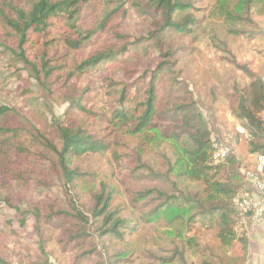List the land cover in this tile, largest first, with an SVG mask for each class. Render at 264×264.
Wrapping results in <instances>:
<instances>
[{"label": "trees", "instance_id": "16d2710c", "mask_svg": "<svg viewBox=\"0 0 264 264\" xmlns=\"http://www.w3.org/2000/svg\"><path fill=\"white\" fill-rule=\"evenodd\" d=\"M202 2L0 0V20L10 35L16 37V56L45 90L49 78L57 70L52 64L53 59L47 55V49L55 41L78 52L92 40L98 41L101 35L110 34L114 39V44L104 45L80 59L75 65L78 74L108 70L119 57L126 55L131 42L125 41L127 37L120 33V20L127 14L126 5L139 18L147 20L148 30L142 39L152 42L158 51L154 69L143 70L133 83L117 82L112 76L101 80L103 94L108 98V124L122 134L146 137L150 133L154 141L159 140L164 144V148L157 152L158 168L144 162L139 156L133 162L119 153L115 140L108 141L92 134L91 119L95 114L86 109L82 103L83 96L74 98L70 95L66 98L71 109H76L81 118H74L72 112L66 113L63 120L53 124L60 141L59 147L40 134L34 136L46 150L55 155L56 168L60 171L63 193L68 204V210L56 204L32 207L41 254H45L47 241L44 225L47 224L59 232L58 242L63 247L77 249L72 264H97V259L103 260L99 264L124 262H120L121 252L113 251L111 246L115 244L108 240L123 242L126 235L134 233L137 227L122 217L118 208L113 207L115 190L109 184L100 182L97 189L88 191V199H84L81 184L90 177L71 164L74 158L87 153H108L115 166V178L128 194V203L132 210L140 214L141 220L151 223L164 217L168 219L167 222L182 224V229L176 232V237L182 243L173 244L165 256L147 252V260L156 264L247 263L248 233L242 227L239 230L237 225L243 218L247 222L250 218L232 202L245 190L241 174L244 167L233 154L232 146L225 160L217 165L212 163L213 142L208 122L179 67L180 53L186 48L165 40L168 32L183 36L194 34L202 10L198 5ZM92 4L99 5L103 15L95 28L85 29L82 23ZM222 14L227 23L235 25L228 30L230 35L246 37L248 40L261 35L254 16L264 14V0H235L230 8L224 6ZM57 22L64 24L70 34L48 39ZM217 43L218 48L227 52L226 43L218 39ZM40 44L43 47L40 57L37 61L30 60L28 51L32 46ZM230 61L249 78L243 87H234L238 103L233 116L250 136L249 154L264 155V86L260 78L245 66ZM132 77L125 75L123 78ZM84 92L87 93L86 90ZM5 111V108H0V115ZM20 138L13 131L0 126V159L13 162L15 158L18 163L21 159L33 163L30 146ZM9 169L8 164H0L4 174H15ZM29 170L32 176V168ZM41 178L47 182L53 179L44 173ZM126 178L140 181L144 187L131 192L126 187ZM30 179L33 180V177ZM196 223L214 229L218 242L216 248L209 245L202 247L194 236H183ZM218 249L224 255H217ZM189 251L199 256L197 263L188 261ZM0 264L9 263L0 257Z\"/></svg>", "mask_w": 264, "mask_h": 264}, {"label": "rangeland", "instance_id": "374dc122", "mask_svg": "<svg viewBox=\"0 0 264 264\" xmlns=\"http://www.w3.org/2000/svg\"><path fill=\"white\" fill-rule=\"evenodd\" d=\"M233 1L235 0H203L198 5L202 10L198 15L200 21L194 34L183 36L168 32L165 40L186 48L179 57L182 77L189 82L195 93L208 122L211 140L226 132L232 135L233 154L244 167L241 169L243 175L245 169L252 167L254 154L248 152L250 136L237 132L241 124L233 116L238 103L234 87H243L249 78L237 70L230 60L239 66H245L258 78L264 74V14L254 16L260 36L253 40L232 36L228 30L235 25L225 21L222 11L224 6L230 8ZM126 9L125 18L120 20V33L127 37L125 41L131 42L126 55L119 57L108 70L78 74L75 65L80 59L104 45L114 44V39L110 34L101 35L98 41L92 40L78 52L71 51L62 42L55 41L50 44L49 50L47 49V55L53 59L52 64L57 70L49 78V84L45 87L47 90L36 82L29 68L16 56V37L10 35L0 20V108L6 109L0 115V126L13 131L21 140H26L33 152L32 164L22 159L20 163L15 158L13 162L0 159L1 165L8 164L9 170L15 173L4 174V171L0 170V257L9 264H72L77 252V249L71 246L63 247L58 242L59 232L45 224L44 237L47 244L45 254H41L38 250L36 222L31 211L35 205L45 207L52 204L68 210L60 171L56 168V157L34 139V136L40 134L59 147L60 141L54 122L63 120L66 113L71 112L74 118H81L78 111L72 110L66 100L70 95L74 98L83 96L82 103L95 114L91 119L92 134L108 141L115 140L119 153L133 162L135 157L139 156L154 168L159 167L157 152L164 148L163 143L154 141L150 133L146 137L122 134L108 124V98L103 94L101 80L112 76L117 82L131 84L140 77L143 70H153L158 61V51L154 44L142 39L148 30L147 20L135 15L129 5H126ZM102 15L99 5L92 4L88 8L86 20L82 23L83 27L95 28ZM69 34L70 31L64 24L57 22L48 39ZM217 39L226 43L227 52L218 48ZM42 48L41 44L32 46L28 51L29 59L37 61ZM125 75L133 77L123 78ZM71 164L90 177L81 184L84 199H88V191L97 189L100 182L109 184L115 190L113 207L118 208L120 215L137 227L134 233L126 235L123 242L108 240L109 243L115 244L111 246L112 250L122 254L119 256L120 262H124L118 264H156L146 259L147 252L165 256L173 244L182 243L181 239L176 237V232L182 229V224L176 221L167 222L168 219L164 217L145 223L140 214L132 210L128 203V194L115 178V166L110 154L87 153L74 158ZM29 168L33 170L32 176L28 173ZM43 173L49 174L53 178L52 181H44L41 178ZM30 177H33V180ZM125 183L131 192L144 187L140 181H132L129 178L125 179ZM237 226L239 230L241 227H248L246 218L239 221ZM183 236H194L202 247L218 246L214 229L203 227L199 223L194 224L191 231L183 233ZM217 255L224 254L219 250ZM187 259L190 263H197L199 256H194L189 251ZM99 261L101 263L103 260L97 259L95 262L99 264Z\"/></svg>", "mask_w": 264, "mask_h": 264}, {"label": "built area", "instance_id": "2783aa9c", "mask_svg": "<svg viewBox=\"0 0 264 264\" xmlns=\"http://www.w3.org/2000/svg\"><path fill=\"white\" fill-rule=\"evenodd\" d=\"M264 86V74L260 77ZM264 117V114L262 115ZM237 132L245 134V130L239 126ZM232 135L229 132L222 133L220 137L212 140V163L217 165L231 153ZM254 166L243 173L245 190L233 199V205L249 218L254 227L264 221V155L254 154Z\"/></svg>", "mask_w": 264, "mask_h": 264}, {"label": "crops", "instance_id": "0c3cea01", "mask_svg": "<svg viewBox=\"0 0 264 264\" xmlns=\"http://www.w3.org/2000/svg\"><path fill=\"white\" fill-rule=\"evenodd\" d=\"M248 260L246 264H264V221L253 226L248 220Z\"/></svg>", "mask_w": 264, "mask_h": 264}]
</instances>
